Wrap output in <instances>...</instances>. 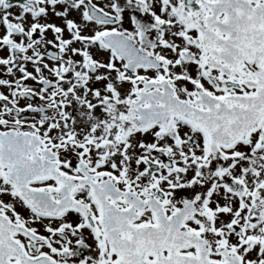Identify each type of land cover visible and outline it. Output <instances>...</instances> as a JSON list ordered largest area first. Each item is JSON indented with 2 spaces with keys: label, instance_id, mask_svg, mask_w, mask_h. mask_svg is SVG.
Instances as JSON below:
<instances>
[{
  "label": "snow or ice",
  "instance_id": "snow-or-ice-1",
  "mask_svg": "<svg viewBox=\"0 0 264 264\" xmlns=\"http://www.w3.org/2000/svg\"><path fill=\"white\" fill-rule=\"evenodd\" d=\"M0 264H264V0H0Z\"/></svg>",
  "mask_w": 264,
  "mask_h": 264
}]
</instances>
